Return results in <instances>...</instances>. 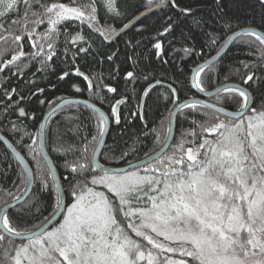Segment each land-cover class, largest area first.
Returning a JSON list of instances; mask_svg holds the SVG:
<instances>
[{"label":"snow or ice","instance_id":"1","mask_svg":"<svg viewBox=\"0 0 264 264\" xmlns=\"http://www.w3.org/2000/svg\"><path fill=\"white\" fill-rule=\"evenodd\" d=\"M211 2L213 11L204 19L193 11L191 2L182 4L180 0H0V42L10 45L0 59V73L7 70L11 77L33 86L26 94L18 92V87L0 86V127L17 138L24 153L21 162L27 156L35 164V169L26 166L23 174L16 173L15 191L6 192L14 203L6 199V206L0 208V264H264V104L254 106L257 89L264 92V0ZM243 5H258L261 23L253 21L237 32L233 21ZM153 15L158 19L150 24ZM181 16L190 17L203 31L201 49L231 45L244 36L253 38L246 47L255 60L243 64L242 85L246 87L224 86L209 92L203 74L208 69L209 81L216 75L209 60L190 70L182 90H195L214 102L195 95L182 101L176 79L165 84L140 68L145 57L143 52L137 55L141 45L137 36L155 33L156 38L149 42L156 50L152 56L163 57L167 52L159 38L175 35ZM76 21L87 26L88 35L79 26L69 31V22ZM91 33L109 45L113 35L123 39L131 33L125 43L132 55L126 54L125 62L136 70L125 69L124 76L132 84L150 81L137 96L136 111L130 115L143 120V134L152 136L160 147L145 160L129 163L126 170H110L96 159L97 149L103 146L111 158L127 161L129 149L135 151L132 145L137 141L116 142L111 147L104 144L110 124L121 122V105L132 97L122 94L119 85L106 84L102 77H91L75 67L80 54L95 51ZM189 40L195 41L196 36L185 38L176 49L184 57L196 51ZM25 41L30 45L28 51ZM101 55L108 61L118 59L116 51ZM161 63L169 61L161 59ZM60 64L72 66L74 74L86 82V90L101 102L113 100L109 112L85 103L89 115L98 112L85 127L80 101L46 100V87L35 79L25 80L26 70L35 67L33 76L56 75L57 84L49 81L52 91L58 86H67L71 95L84 91ZM179 73L185 74L183 67ZM160 89L164 91L154 92ZM29 98L42 106L54 105L49 116L66 107L77 111L64 121L66 131L58 127L53 132V121H48L38 122L31 132L23 127L26 120L37 119L22 106ZM153 104H163L167 111L166 131L149 126L146 116ZM171 106L176 107L175 112ZM184 110H188L185 118H190L191 127L174 141L172 121ZM0 141H6L5 135L0 134ZM46 147L63 157L68 174L63 183L46 168ZM33 184L38 185L35 191ZM45 195L51 211L43 217L46 224L36 223ZM66 198L71 199L70 207Z\"/></svg>","mask_w":264,"mask_h":264},{"label":"trees","instance_id":"2","mask_svg":"<svg viewBox=\"0 0 264 264\" xmlns=\"http://www.w3.org/2000/svg\"><path fill=\"white\" fill-rule=\"evenodd\" d=\"M61 2L68 3L69 0H61ZM180 2L182 4L185 2H191L193 5V11L198 12L199 15L204 19H207L213 11V5L211 0H180ZM147 10L150 9H146L145 11ZM261 13L262 10L259 8L258 5L255 6V8L250 5H243L241 7L240 12L236 14L238 16V19L233 21V28L235 29V31L243 29L245 28V26H251L253 21H255L257 25H259L261 23ZM12 18H15V15H13ZM157 19L158 16L153 15L150 17L148 22L150 24H154ZM69 23V31H72L79 26L83 27L85 35L89 34V30L87 29L86 25L80 26L78 21ZM101 23H103V20L101 21ZM116 23L118 26L119 21H117ZM178 23L180 24V27L175 30V35L170 34L165 37L159 38L164 50L167 52V55H164L163 57H161L159 54H157L156 56H152V53L156 50L150 46L149 42L156 38L155 33H153L151 36H149L147 33H145L143 37L137 36V39L141 40V45L137 50V55L140 52H143L145 59L143 63L140 64V68H142L146 73L150 74L153 79L163 80L165 84L176 79L177 85L179 89H181V100L183 101L184 99L188 98V96L195 95L194 91L189 93L182 90L183 86L190 79V70L194 68L197 64H200L212 57L221 47L213 49L205 46L203 49H201L200 45L205 43L203 31L194 25L190 17L185 18L181 16L179 18ZM189 27H191V32L189 31ZM105 35H108V33H105ZM191 35H195L196 40H189L188 44L195 47L196 51L192 56L184 57V54L182 52L176 51V49H178L181 44L184 43L185 38ZM229 35H231V33H229ZM130 38L131 33L128 36H124L123 39H114V42L109 45L107 42H103V37H100L97 33H91V39L94 42L93 47L95 48V51L91 52L90 54L82 53L75 61V67H78L80 71L84 72L85 74H89L91 77H102L104 83L110 84L111 86L119 85V91L122 94L130 93L132 97L129 103L121 105L120 124L111 123V131L106 146L111 147L116 142L120 143L121 145H124L131 143V141L133 140H136L137 142L132 145L135 151L129 149L130 155L127 161H125L111 158L110 154L106 153L104 150L100 161L104 166L109 168L123 167L129 165V163H135L137 161H140L141 159L158 150L160 147V145L152 136H145L143 134V120L137 119L136 117L130 115V112L136 111L135 105L137 104V96L139 95L141 90L147 87L150 83V81H144L143 79H141L135 84H132L129 83L124 76L123 70H136L135 66L131 62H125V55H132V50H130L125 43V41ZM252 39L253 38L246 36L239 39L230 48L226 55L218 63L214 64L215 68L213 70L216 71V75L211 79V81L207 79L208 69H206L205 73L203 74V78L205 79V83L209 85V90H213L227 83H235L242 85V78L244 75L243 64H251L255 60V56L250 55L249 50L246 47V45ZM29 48L30 45H28L27 41H25V51H28ZM9 49V44L5 42H0V59L5 58V53ZM113 51H116L118 55V59L114 58L113 61H108L106 59V56L101 55V53L111 54ZM201 52H203V56L201 55ZM181 57L184 58L181 59ZM161 59L168 60L169 64H162ZM57 63L59 62L57 61ZM174 65L183 67L185 74L181 75L179 73V67L174 70ZM60 68L68 70L71 73L69 79L76 82L82 89H84V91L71 95L68 93L67 86H58L57 90L52 91L48 87V85L49 81H51L52 84H57L56 75L53 73H47L46 78L44 79H41L42 74L40 73H36V75L33 76L32 73L35 72V67H31L26 70L25 80L35 79L39 86L46 87V100H55L58 97H63L65 99L80 98L95 103L97 106L103 109L105 113L109 112L110 105L114 103L113 100L108 99L107 101L101 102L100 99L94 97L91 93H89L86 90V82H84L81 77H77L74 74V68L69 64H60ZM117 69H120V71H117ZM9 85H11L12 87H18V92H20L21 94H26L29 88L33 87L16 77H11V74L8 73L7 70H5V73H0V86L8 87ZM253 87L256 86L253 85ZM133 88H135V92H132ZM159 91H164V89L154 90V92H156L157 94H159ZM112 95L113 94H107L108 97H111ZM222 95L229 94L223 93ZM261 104H264V92H261L259 89H257L255 93L254 106L259 108ZM22 106H24L30 114L34 112L37 118L35 121L26 120L23 124V127L28 128L31 132H34L36 130V128L39 126L38 122H42L45 115L52 109V107H54V105L42 106L37 102L35 98H29L23 101ZM171 107L172 110H174L175 106ZM76 111V108L67 107L62 112L54 115L50 120L53 121V123L51 124L53 132H55L56 128L58 127L61 128L62 131H66V129L63 128V123L66 120L67 116L75 114ZM80 111L81 113H83L82 118L85 121V127L88 126L90 120H93L96 116H98L96 112L89 115L90 110L85 109L83 105H80ZM187 112L188 110H184L178 118L176 137L174 141L179 140L181 137V133L191 127L190 118H185V114ZM166 117L167 111L164 108L163 104H159V106L153 104V106L148 109L146 119L149 121L150 127L160 126L166 131V128L168 126V120L166 119ZM0 119H2V116H0ZM11 119L19 123V121L16 120L15 116L11 117ZM161 121H163L162 125H160ZM165 131H162L161 139H163ZM0 132L13 143V145L22 153V155H24L23 151L19 146V142L15 136L7 133L5 127H0ZM47 148L58 169L61 182L63 183L64 177L68 175L67 172L64 170L63 157L58 155L56 151H53L51 147ZM25 158L29 162L31 168L35 169V164L30 159V157L26 156ZM46 168L49 169L47 165ZM17 172L21 174L24 173L15 157L8 150V148L0 141V208L6 206V199L9 203L13 202V200L6 196V192L8 190L15 191L17 183ZM37 189L38 185L34 184L33 190L35 191ZM99 190L103 191L104 189ZM66 202L70 207L71 199L66 198ZM50 211L51 210L48 207V200L45 195L40 208V213H42V215L40 217V221H36V223H40L41 221H43V217L48 216ZM10 213L14 214L15 209H12ZM46 222L47 221H43V223ZM29 230H33L31 226H29Z\"/></svg>","mask_w":264,"mask_h":264},{"label":"water","instance_id":"3","mask_svg":"<svg viewBox=\"0 0 264 264\" xmlns=\"http://www.w3.org/2000/svg\"><path fill=\"white\" fill-rule=\"evenodd\" d=\"M147 11H152V9H150V10H147ZM243 29H240V30H237V32H239V31H242ZM242 38V37H241ZM111 39L112 40H114V39H116V37L115 36H112L111 37ZM239 40V39H238ZM237 40V41H238ZM237 41H235V42H233L231 45H225L224 47H221L220 48V50L215 54V55H213L212 57H210L209 59H207L206 61H204L203 63H201V64H204V63H207V61H209V60H211L212 61V63L213 64H216L217 62H219L225 55H226V53L230 50V48L234 45V43H236ZM224 86H233V87H236V86H241V85H238V84H234V83H232V84H225V85H223V86H221V87H224ZM220 88V87H219ZM216 89H214V90H210L209 92H214ZM195 91V90H194ZM195 94L197 95V98H201V99H203L204 101H207V102H210L211 103V101L209 100V98L208 97H205L204 96V94H201V93H196L195 92ZM66 99H73V100H78V101H80V105H84L85 103H92V102H90V101H88V100H85V99H80V98H66ZM67 108V107H66ZM97 108L99 109V111H103V112H105L103 109H101L99 106H97ZM52 110V109H51ZM51 110L48 112V113H50L51 112ZM176 111V108L174 109V112ZM48 113L45 115V117H44V119H43V121L42 122H45V123H48V121H50L51 120V118L53 117V116H49L48 115ZM97 114H98V112H96ZM179 115H180V113L178 112L177 113V115H176V117H175V119L172 121V127H173V136H172V139L174 140L175 139V135H176V130H177V121H178V117H179ZM110 131H111V124H110V127H109V132H108V134L104 137V144L106 145V143H107V140H108V137H109V134H110ZM0 134H2L1 132H0ZM7 148H8V150L12 153V155L15 157V159L17 160V162L19 163V165L21 166V168L23 169V171L25 172V168H26V166L27 167H31L30 166V164H29V162L26 160V158L24 159V162L22 163L21 162V155H22V153L13 145V143L6 137V141H1ZM9 144H11L12 145V147H9ZM13 149H16L15 151L13 150ZM159 150V149H158ZM157 150V151H158ZM103 151H104V147L102 146L101 148H99V149H97V152H98V155H97V157H96V159L101 163V161H100V159H101V156H102V153H103ZM155 152H153L152 154H154ZM45 154H46V156H47V161H48V163H47V166H48V168L49 169H51L54 173H55V177H56V179H57V182H60V183H62L61 182V178H60V175H59V172H58V169H57V167H56V165H55V163H54V161H53V159H52V157H51V155H50V153H49V151H48V148L46 147V149H45ZM151 155V154H150ZM149 156V155H148ZM147 156V157H148ZM147 157H145V158H143V159H141L140 161H137V162H135V163H139V162H141V161H143V160H145ZM135 163H132V164H135ZM102 164V163H101ZM106 167V166H105ZM107 168H109V167H107ZM129 168V165H127V166H123V167H115V168H109L110 170H126V169H128ZM33 187H34V184L31 186V188L33 189ZM11 203H14V201L13 202H11ZM67 203V202H66ZM12 209H10L9 211H11ZM57 217H59V214H57ZM60 220L58 219L57 220V222H59ZM47 223V222H46ZM45 223V224H46Z\"/></svg>","mask_w":264,"mask_h":264}]
</instances>
